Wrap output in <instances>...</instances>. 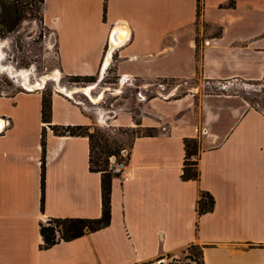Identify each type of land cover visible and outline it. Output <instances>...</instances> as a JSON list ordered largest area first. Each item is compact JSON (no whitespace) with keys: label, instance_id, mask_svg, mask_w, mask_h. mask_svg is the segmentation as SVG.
Wrapping results in <instances>:
<instances>
[{"label":"crops","instance_id":"obj_1","mask_svg":"<svg viewBox=\"0 0 264 264\" xmlns=\"http://www.w3.org/2000/svg\"><path fill=\"white\" fill-rule=\"evenodd\" d=\"M228 2L42 0L41 20L55 33L56 68L65 75L98 76L110 35L124 30L109 72L118 75L117 89L146 98L135 96L137 119L113 102L110 124L161 130L134 136L111 179L109 223L45 247L40 222L102 211L88 136L52 126L96 125L94 113L102 115L92 100L81 107L54 92L45 121L41 90L0 95V118L11 119L0 132V264H161L159 257H180L190 243L200 245L204 264H264V109L224 91L204 93L198 104L191 93L165 104L154 95L193 77L264 80V0ZM157 104L166 105L165 117ZM192 109L195 116L174 121ZM200 132L202 142L216 143L197 155L199 176L183 179L184 137ZM202 190L214 202L199 213Z\"/></svg>","mask_w":264,"mask_h":264},{"label":"rangeland","instance_id":"obj_2","mask_svg":"<svg viewBox=\"0 0 264 264\" xmlns=\"http://www.w3.org/2000/svg\"><path fill=\"white\" fill-rule=\"evenodd\" d=\"M20 3L23 8V16L18 23V25L11 31L2 30L3 25L0 23V94L1 91L11 93L16 90H23L22 86L30 87L34 86L37 90H41L45 97H49L52 93H61L65 96V93L57 89L56 81L53 79H47L42 84L39 85L40 78L47 73H50L56 69L58 65L57 48L55 44V33L50 26L43 23L41 20V8L42 0H0V11L3 4H8L10 2ZM22 70H27L26 84H24L23 77L21 76ZM103 76V77H102ZM98 76H94L93 79H87V77L80 76H69L61 73V77L58 80V84L65 85L67 88L73 86H86L88 83L94 82ZM100 80L97 82V86L92 89V95L96 97V100L90 98L87 94L82 92L73 93L74 96L85 99L90 105V99L96 103L93 104L96 109L95 111L101 113H94L97 118V124L91 125L90 130L93 131V151L92 156L95 159L98 154L99 162L102 163V151L104 147L111 148H126L129 149L134 136L139 134H145L147 132L158 133L161 127L153 126H127L123 122H118L117 125H111V114L109 109L112 108V103L115 106L121 108H127L134 115L135 119L138 118L136 113L131 109L135 106V96L136 92L132 88L128 89H117L118 75L116 73H103L100 75ZM171 83H180L178 80H170ZM30 84V85H27ZM181 88L173 89V91L166 89H158L159 92H154L162 102L166 101L173 102L177 97L174 94L180 95L181 93H191L197 97L195 103H199V99L204 93L209 92H221L228 94H237L238 98L243 97L252 105L264 109V80H224V81H204L201 78L196 80L193 77L188 83L180 84ZM104 89H109L105 90ZM117 89V90H116ZM123 90V91H122ZM104 94L99 96L101 92ZM190 95V96H192ZM146 98L145 95H143ZM123 97H127L126 102ZM173 98V101H172ZM124 99V100H123ZM176 102V101H175ZM127 103V104H126ZM157 104L155 106L156 112L163 113L166 105ZM178 110V109H177ZM193 109L190 114L187 112L175 113L174 121L184 117L189 119V116H195ZM157 114V113H156ZM198 115V112H197ZM107 117L105 120L104 118ZM160 118V116H159ZM161 123L164 119H159ZM201 133V134H200ZM198 137V154L194 155L196 159L197 155L203 148L210 147L216 142H202V132H200ZM192 156V155H191ZM52 222L47 218L45 223ZM196 249L187 245L180 258L182 260H187L192 253L195 254ZM195 256V255H194ZM196 257V256H195ZM198 258V257H196ZM199 259V258H198ZM192 264H197L194 259H192Z\"/></svg>","mask_w":264,"mask_h":264},{"label":"trees","instance_id":"obj_3","mask_svg":"<svg viewBox=\"0 0 264 264\" xmlns=\"http://www.w3.org/2000/svg\"><path fill=\"white\" fill-rule=\"evenodd\" d=\"M229 4H232V0H229ZM23 8L21 4L10 2L3 4L0 11V23L3 25L2 30L11 31L20 22L23 16ZM94 76H87V79H93ZM42 119L45 121L50 120V96L47 98L43 94L42 96ZM55 132H69V133H81L85 134L89 138L90 144V156L89 167L92 170L101 172V203L102 211L98 217H51L49 220L52 222H40V232L43 238V246H49L56 241L62 239H71L79 236L88 230H95L109 223L110 220V190L111 179L115 175L108 168V155L114 153L119 155V148L104 147L102 151V163L99 162V155L93 159V138L94 130H90L91 125H66V126H52ZM145 134H153V132H147ZM185 157L183 160L181 177L183 179L197 178L199 176V170L197 168V161L192 158L191 155L198 154V139L194 136L184 137ZM45 141L42 139V157H41V207H43V187H44V171H45ZM213 197L206 191L200 192V197L197 200V210L199 213L210 210L213 207ZM58 232V234H57ZM189 246L196 249L195 254L191 253L189 257L194 259L197 264H204L203 255L200 245L190 243ZM198 257V258H196Z\"/></svg>","mask_w":264,"mask_h":264},{"label":"built area","instance_id":"obj_4","mask_svg":"<svg viewBox=\"0 0 264 264\" xmlns=\"http://www.w3.org/2000/svg\"><path fill=\"white\" fill-rule=\"evenodd\" d=\"M114 45H116V44H111L110 38H109V41H108V43H107V45L103 51V56H102L101 63L99 66L98 78L103 73L109 72V68H110L111 61H112V52H113ZM107 55L109 56L108 59H107ZM22 88H23V90H26V91L37 89L34 86H30V87L22 86ZM62 92L65 93V97L70 99L73 103L80 105L81 107H85L86 102H87L85 99L74 96V94L71 95L70 93L65 92V91H62ZM5 94H8V93L1 91L0 95H5ZM136 94L140 98L144 97L139 90L137 91ZM92 103L96 104L93 101H92ZM105 119H106V117L104 118V120ZM0 122H1L0 132H2L11 123V119L8 116H2L0 118ZM128 153H129V149L121 148L119 150L118 156L114 153L108 155V168L110 169V171L113 174H115V175L121 174V172H122V170H123V168L127 162ZM191 157L194 158V155H192ZM157 262L161 263V264L162 263H165V264H192V259L190 257H188V262H187V260H182L179 256H171L168 258L159 257L157 259Z\"/></svg>","mask_w":264,"mask_h":264},{"label":"bare ground","instance_id":"obj_5","mask_svg":"<svg viewBox=\"0 0 264 264\" xmlns=\"http://www.w3.org/2000/svg\"><path fill=\"white\" fill-rule=\"evenodd\" d=\"M112 36H113L114 40L116 41V43L120 42L124 37V30L117 32V33H114ZM0 44H1V42H0ZM27 72H28L27 70H22V72L20 73L21 76L23 77L24 84H26V82L28 81V80H26L27 74H28ZM60 77H61V72L56 68L53 71H51L50 73H47L46 75L41 76V78H40L41 82L39 83V85L42 84L47 79H53L54 81L57 82L56 86H57L58 90H60V91L68 92L71 95H73V93H75V92H82V93L87 94L93 100H96V97L92 95V89L95 86H97V83H88V85H86V86H73L71 88H67L65 85L58 84V80ZM27 85H30V84H27Z\"/></svg>","mask_w":264,"mask_h":264},{"label":"water","instance_id":"obj_6","mask_svg":"<svg viewBox=\"0 0 264 264\" xmlns=\"http://www.w3.org/2000/svg\"><path fill=\"white\" fill-rule=\"evenodd\" d=\"M110 43L111 44H117L118 43V42L116 43V41L114 40L112 35H110ZM85 230H88V228L86 227Z\"/></svg>","mask_w":264,"mask_h":264}]
</instances>
